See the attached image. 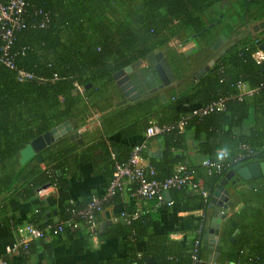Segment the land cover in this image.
<instances>
[{
  "label": "trees",
  "instance_id": "obj_1",
  "mask_svg": "<svg viewBox=\"0 0 264 264\" xmlns=\"http://www.w3.org/2000/svg\"><path fill=\"white\" fill-rule=\"evenodd\" d=\"M23 2L18 27L10 29L0 24V33L9 30L11 37L5 51L1 50L0 37V197L26 205L25 223L39 228L54 223L42 215L46 202L36 196L37 190L45 186L67 190L71 179L82 177L78 168L81 164L103 180V190L98 194L89 192L85 199L66 201L58 222H76L77 227L72 230L86 226L75 213L85 210L92 198L102 195L114 164L128 159L134 146L132 139H149L142 133L151 121L163 129L150 137L158 138L161 148L160 155L149 157L147 163L153 171L149 177L158 181L169 177L173 168L181 164L192 174L191 181L196 182L198 164L190 163L184 154L188 138L196 143L197 155L200 153L216 163H219L215 158L216 148L231 152L234 159L219 163V171L208 175L211 181L231 168L233 160L236 165H243L263 159L264 87L258 85L264 84V58L257 62L253 54L258 50L264 52V29L253 38L237 40L198 78H186L184 83H175L173 88L162 92H159L162 89L148 91L116 107L100 101L112 94L115 71L137 61L148 62L147 54L152 51L161 50L174 76L183 77L179 67L190 61L172 50L170 40L197 34L194 41L211 50L215 35L213 28H207L209 23L219 20L225 33L232 34L222 23L224 17L228 15L232 17L229 19L246 23L264 20V0ZM221 4L231 5L233 11L229 6L225 13L216 8ZM148 67L154 77L150 64ZM18 71L30 77L18 79ZM238 81L245 82L252 90L239 100L235 98ZM75 85L81 90H75ZM218 99L223 100L222 111L202 116L190 114L192 109ZM92 111L99 112L95 137L87 138L88 131H84L80 133L84 141L79 144L60 137L38 152L39 162L31 157L19 163V151L37 135L64 120L77 128L86 123ZM250 111H253L252 123L247 133L234 132L232 129L240 128ZM181 119L184 123L179 130L177 122ZM227 122L231 130L225 128ZM241 145L248 149H241ZM146 154L141 150L138 155L145 157ZM134 187L130 183L127 194ZM194 189L198 187L183 185L168 189L171 204L182 202L198 207L201 200ZM121 191L104 205L112 203ZM235 197L241 207L222 222V250L216 262L264 264V177L243 181ZM162 207L166 208V204L161 203L154 210ZM100 211L93 213L94 222ZM154 217L155 212L149 210L137 214L128 224L112 222V229L104 235L122 236L126 248L122 256L110 257L105 264H193L192 256L198 254L195 245L198 217L193 230L178 240L169 238L168 233L151 232ZM66 230L71 229L66 227L61 232ZM231 236L233 240L229 241ZM29 246L30 242L25 249H19L18 256H24ZM2 259L9 264L7 255H2Z\"/></svg>",
  "mask_w": 264,
  "mask_h": 264
},
{
  "label": "crops",
  "instance_id": "obj_2",
  "mask_svg": "<svg viewBox=\"0 0 264 264\" xmlns=\"http://www.w3.org/2000/svg\"><path fill=\"white\" fill-rule=\"evenodd\" d=\"M228 6L231 8V5L223 4L219 6L217 5L216 8H220L224 11L225 8L229 9ZM227 12L228 10L226 11V13ZM229 18L232 17L228 15L227 17H224L222 23L223 25H227L226 30H228V32L232 34L225 33V29L223 26H221L219 20L211 22L207 26V28H213L215 35L214 38L220 33L225 36V41L220 44L219 50L228 45V43H231V45H233L237 40L241 38H253V36H256V34L260 30L264 29L263 27L256 33H252L250 31V25L258 21H250L246 23ZM193 35L196 36L197 34H192L190 38L187 39L174 40V43L179 44L180 46V48H178L176 52L181 53L184 57L189 59L190 62L183 65L182 67H179L180 72L184 75L183 77L177 78L175 76L176 81L170 84L168 87L162 88V90H160L159 92H162L165 89L168 90L173 88L175 83H184L183 80L186 78L193 79V74L197 71V69H199L205 63L210 55L214 54L211 48V50H208L200 47V45L194 41L193 38L195 36ZM140 63L141 64H139V69L136 68V66L135 68L132 67L128 76L141 97L148 91L157 90L156 85L159 83V80L156 74L154 77L151 75L148 67V64L150 63L143 61H140ZM168 65L170 66L169 63ZM171 68L172 67H170V69ZM110 91V94H112L105 95L104 98L100 101V104L107 105L110 103H115L121 98L119 96L120 92L118 91L115 83L114 86L110 88ZM252 113L253 111L249 112L248 117L243 121L244 124L240 128H234L232 130H234V132L236 133L246 134L249 124L252 123ZM98 117L99 112H90L87 121L91 122V126L85 128L80 133L88 131L87 138L91 139L95 137V135L97 134L96 128L98 127ZM228 124L229 122H227V126L225 128L230 129ZM136 139L137 138L132 139V141L134 142V146L139 145L140 151L143 150L147 153L145 157H142L141 155L139 156V165L147 164L149 157H158L160 155L161 145L158 138L154 137L146 140H143V138L141 140L137 139L138 143L136 142ZM82 140L84 141V138ZM195 146L196 143L188 138L187 150L184 152V154L187 157V160L190 161V163L198 164V176L196 177L198 190H192L198 192V198L201 200V203L198 201V207H196L195 205L190 206V203L185 204L180 202L166 205V208L162 207L161 209L156 211L151 207L153 203L152 201H143L135 197H131L129 194H127L126 188L130 186V183H125V190L121 191L112 203L105 205L102 211L97 213L94 225L92 227L81 225L78 229L75 230H66L61 233L46 235L43 238L33 240L30 242L29 250L26 254L24 253V256H18V254L8 256L9 264H105L106 260L110 257L122 256L125 253L126 248L124 243L125 240L122 236L118 237L109 235L106 237V235H104L113 227L111 216L115 213H118L119 211L139 214L142 211L148 210L155 212V217L151 225V232L163 234L168 233L169 238L177 240L180 239L183 234L190 233L189 231L193 230L195 220L198 217V255L200 257V261H204L206 258V251H199L200 237L202 234L203 222L205 221V227L209 222L211 214V209L208 206L209 199L212 198L214 201H218L220 200V197H222V193L219 190L220 179L225 173H228V171L234 172L233 176H231L224 185V188L228 193L227 198L232 202V207L226 211L227 218L231 212L237 211L241 207V203L238 202L237 198L235 197V191L242 189L243 181L257 179L264 176L262 175L260 177L250 178L248 180L241 179L235 173V171L240 166H242V164L236 165L235 162H233L235 160H233L231 162V168H228L221 176H219L217 180L211 181L208 176L210 173L208 174L206 168L202 165V161L207 158L200 153H198L197 155L195 152ZM219 149L222 148L219 147L214 150L216 160L217 152ZM231 156V152L227 149V155L225 159L223 161H219V163H227V161H231L232 159H234ZM78 168L82 173V177L79 179H71L67 190L62 191L59 189H55L54 187H48L46 188L45 193L36 195L41 199H45L46 210L42 215H44V217L50 222L56 223L62 219L63 207L66 201H77L85 199V197H87V193L90 192L91 194H98L103 190V180L99 176H93L86 165L80 164L78 165ZM210 190V196L207 198V194ZM169 201H171V198ZM203 202L205 203L204 206L201 205ZM0 209V255H3L4 247L11 244L15 240L14 227L18 225V223L20 224L25 222V219L28 216V211L26 209V205H24L23 203H15L12 200L8 201L6 200V198L2 199L1 197ZM222 222L223 221H221L220 223L218 232L219 236ZM119 223L122 224V222ZM234 233L235 231L233 232V234ZM230 238L232 239V236ZM230 238L229 241H232L233 239L230 240ZM142 245H144L143 242ZM220 245L221 251V237ZM216 263L217 262L215 261L213 264Z\"/></svg>",
  "mask_w": 264,
  "mask_h": 264
},
{
  "label": "built area",
  "instance_id": "obj_3",
  "mask_svg": "<svg viewBox=\"0 0 264 264\" xmlns=\"http://www.w3.org/2000/svg\"><path fill=\"white\" fill-rule=\"evenodd\" d=\"M24 2L23 0H4L0 2V24L7 25L8 28H16L19 25L20 19L19 15L23 11ZM1 40L3 45L1 50L5 51L8 44L10 43L11 37L9 30H5L0 33ZM254 59L259 62L263 60L264 54L262 50H258L253 54ZM5 64L10 66L9 61H5ZM18 79L29 78L30 75L17 72ZM258 87H264V84H259ZM235 89L237 90L236 99H240L243 95H249L252 90L248 88L245 82L238 81L235 84ZM75 90L80 91L81 88L75 85ZM223 100L218 99L217 101H211L203 106H198L190 111L191 115L202 116L213 111H222L223 110ZM184 119L177 122V128L182 129V124ZM91 122L86 121L82 126L83 131L85 128H88ZM162 128L156 125L154 122H150L143 130V136L145 138H150L155 135H158L162 132ZM241 149L247 150L246 145H241ZM139 151L140 146L135 145L130 151L128 159L124 162L115 163L114 170L109 180L108 185L106 186L104 192L98 198L94 197L87 204L85 210L78 211L75 214L79 215L83 223L87 227H92L94 225V216L93 213L100 211L105 206L104 204L108 203L113 195L121 191L125 183H133L135 187L130 193L131 197L143 201H152V209L154 210L161 203L170 205L171 201L165 202L162 197V191L168 189H176L183 185L187 187L196 188L198 187L197 182H192V174L188 172L184 165L177 164L173 168V172L169 177L158 181L149 176L153 174L152 169L147 165H139ZM113 157V155H111ZM202 165L206 168L207 173L217 172L220 169V164L205 159L202 161ZM53 186H45L37 190V194L41 195L46 192V188ZM149 211V210H148ZM137 216L136 213H128L126 211H119L116 215L111 216V222H122L128 224L131 220L135 219ZM70 228L71 230L77 227V223L71 220L60 221L56 223H51L45 225L43 228H39L31 223H20L14 227L15 240L4 247V254L7 256H12L18 253L19 249H25L26 245L36 239L43 238L49 234H55L61 232L64 228ZM198 232V230H197ZM198 242H195L197 246ZM193 264H196V256H192ZM0 264H6L0 255ZM217 264V263H216Z\"/></svg>",
  "mask_w": 264,
  "mask_h": 264
},
{
  "label": "water",
  "instance_id": "obj_4",
  "mask_svg": "<svg viewBox=\"0 0 264 264\" xmlns=\"http://www.w3.org/2000/svg\"><path fill=\"white\" fill-rule=\"evenodd\" d=\"M210 26V25H209ZM264 27V21H258L252 25H250V31L252 33H256L260 29ZM195 36V35H193ZM225 41V36L220 33L215 38L213 43L210 45V48L215 52L210 55V57L205 61V63L197 69V71L193 74V79L201 76L207 69L214 63L218 57H220L230 46L231 43L224 46L219 50L220 44ZM261 48V46H260ZM262 49V48H261ZM218 50V51H216ZM263 52V51H262ZM264 54V52H263ZM147 60L153 67V70L159 80V83L156 85V89H162L165 86H168L174 83L175 76L173 75L170 66L168 65L163 52L152 51L147 54ZM140 61H137L131 66H125L112 74V79L115 85L122 93V98L117 102L113 103V106L123 105L126 102H131L140 97L139 93L135 89V86L132 84V81L129 79V72L131 68L135 65H139ZM86 87V85H85ZM160 97L164 100L163 94H160ZM82 126L77 128H73L68 120H64L61 123L51 127L48 131L37 135L33 138L28 144H26L19 151V163L25 162L27 159L34 157L36 161H40L41 157L38 154L44 147L49 145L54 140L59 139L60 137H66L69 140H75L76 143H81L80 130ZM262 160L259 162H251L245 165L240 166L236 169L235 173L243 180H248L250 178L264 176V152L261 155ZM1 173V171H0ZM233 171H228L225 173L223 177L219 181V190L222 193V197L220 200L214 201L211 197L209 199L208 206L211 209V214L209 218L208 224L204 227L205 221L203 222L202 234L200 237V250L206 251V258L204 261H200V257L197 254L196 256V264H213L219 256L221 245H220V236L218 234L220 223L224 221L227 216V210L232 207V202L227 198V190L224 188L226 181L233 176ZM211 190L207 194V198L210 196ZM162 197L164 201H169V193L168 190L162 191ZM205 211V210H204ZM230 240H232L230 238ZM198 242V240H197ZM198 246V244H197Z\"/></svg>",
  "mask_w": 264,
  "mask_h": 264
},
{
  "label": "clouds",
  "instance_id": "obj_5",
  "mask_svg": "<svg viewBox=\"0 0 264 264\" xmlns=\"http://www.w3.org/2000/svg\"><path fill=\"white\" fill-rule=\"evenodd\" d=\"M227 155V149H219L217 152V160L223 161Z\"/></svg>",
  "mask_w": 264,
  "mask_h": 264
},
{
  "label": "rangeland",
  "instance_id": "obj_6",
  "mask_svg": "<svg viewBox=\"0 0 264 264\" xmlns=\"http://www.w3.org/2000/svg\"><path fill=\"white\" fill-rule=\"evenodd\" d=\"M174 40L175 39H172V40H170L169 41V45H170V47L172 48V50H174V51H177V49L178 48H180V46H179V44H176V43H174ZM143 62H146V61H144V60H142ZM141 64V63H140ZM136 66V68H138L139 69V65H135ZM135 66H134V68H135ZM144 66V65H143ZM140 72V71H139ZM93 112V111H92Z\"/></svg>",
  "mask_w": 264,
  "mask_h": 264
},
{
  "label": "flooded vegetation",
  "instance_id": "obj_7",
  "mask_svg": "<svg viewBox=\"0 0 264 264\" xmlns=\"http://www.w3.org/2000/svg\"><path fill=\"white\" fill-rule=\"evenodd\" d=\"M232 42H233V41H232ZM228 44H229V43H228ZM216 51H218V50H216ZM213 52H214V51H213ZM214 53H215V52H214ZM150 65H151V64H150ZM151 67H152V66H151ZM152 69H153V67H152ZM168 86H169V85H168ZM168 86H165V87H168ZM116 87H117V86H116ZM163 88H164V87H163ZM117 89H118V87H117ZM118 91L120 92V95H119V96L122 98L123 96H122L121 91H120L119 89H118ZM121 98H120V99H121Z\"/></svg>",
  "mask_w": 264,
  "mask_h": 264
}]
</instances>
